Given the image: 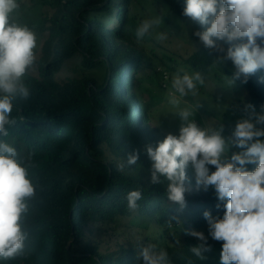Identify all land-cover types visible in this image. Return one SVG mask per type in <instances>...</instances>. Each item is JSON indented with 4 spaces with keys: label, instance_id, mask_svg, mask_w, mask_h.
<instances>
[{
    "label": "trees",
    "instance_id": "1",
    "mask_svg": "<svg viewBox=\"0 0 264 264\" xmlns=\"http://www.w3.org/2000/svg\"><path fill=\"white\" fill-rule=\"evenodd\" d=\"M31 1V6L47 5L50 13L41 16L36 27L41 45L34 49V65L22 77L29 96L13 99L10 119L15 123L6 125L8 135H0V141L16 149L18 161L26 162L32 154L34 167L28 169L27 178L35 195L26 199L28 210L20 220L26 233L24 249L15 257L0 259V264H141L139 252L150 244L166 250L170 264H200L190 248L201 242L188 232L208 226L205 211L223 218L226 201L218 200L212 186L209 191L197 188L188 169L185 184L191 186L185 185L189 191L183 208L167 199L169 182L164 177L161 183H151L146 146H155L164 137L135 92V74L144 64L133 41L130 0ZM162 2L178 17L190 20L193 33L210 26L182 15L185 0ZM217 43L225 50L230 46ZM200 44L187 61L215 64L220 54ZM76 55L81 59L80 75L59 80L63 64ZM219 64L232 80L233 63ZM156 74L166 89L170 71L163 68ZM261 77L264 70L250 75L247 83L243 77L235 79L247 92L248 104L260 109L264 105ZM134 151L139 159L128 166L127 156ZM122 162L125 167L120 171ZM256 166L245 167L252 171ZM132 190L142 193L136 211L127 208L126 195ZM94 224L96 229L113 230L115 237L123 229L125 241L100 250L97 243L87 241ZM150 225L180 243H156Z\"/></svg>",
    "mask_w": 264,
    "mask_h": 264
},
{
    "label": "clouds",
    "instance_id": "2",
    "mask_svg": "<svg viewBox=\"0 0 264 264\" xmlns=\"http://www.w3.org/2000/svg\"><path fill=\"white\" fill-rule=\"evenodd\" d=\"M19 8L17 0H0V135L7 136L6 125L15 123L10 119L12 101L18 95L27 98L29 89L22 81L26 71L36 60V34L26 25L17 22L15 14ZM182 15L210 25L193 35L209 49L219 55L216 62L231 61L235 71L232 82L243 77L247 83L250 75L264 70V0H185ZM211 17V19H210ZM161 17L145 20L136 30V38L142 39L159 25ZM167 37L161 33L158 40ZM213 38H216L215 40ZM246 38V42H245ZM260 38V43L257 42ZM217 41H225V48ZM236 41H241L236 43ZM264 83V77H261ZM204 79L199 72L176 74L172 87L180 96L189 92L196 94L197 85ZM169 103L178 105L172 95ZM248 116L237 121L232 137L222 136V127L217 130L202 129L190 108H182L176 114L181 121L179 135L167 134L155 147L146 146L151 160V183H161L164 177L167 199L186 206V169L191 164L195 172L197 188L205 191L214 187L219 201L225 202L223 218H213L208 211L204 217L208 222V234L215 241H223L220 264H264V105L257 113L253 105ZM243 151L233 153L228 159L229 146ZM17 151L8 143L0 141V259H9L20 253L25 246L26 233L22 231L21 216L28 210L26 199L35 195V188L28 177V169L34 167L31 153L27 161L17 160ZM139 152L127 156L128 166L136 165ZM256 164L254 170L245 167ZM209 165L215 166L210 173ZM125 163L118 165L122 171ZM142 199L140 190L126 195L127 208L136 211ZM220 205L218 204L217 207ZM179 222V221H177ZM171 225V222H169ZM201 243L190 248L198 258L210 251L208 237L201 231L188 232ZM180 243V241H177ZM141 264H170L168 252L157 250L155 245L142 247L139 252ZM191 264V262H190Z\"/></svg>",
    "mask_w": 264,
    "mask_h": 264
},
{
    "label": "rangeland",
    "instance_id": "3",
    "mask_svg": "<svg viewBox=\"0 0 264 264\" xmlns=\"http://www.w3.org/2000/svg\"><path fill=\"white\" fill-rule=\"evenodd\" d=\"M17 3L19 4L15 14L17 22L26 25L36 34V48L39 49L41 37L36 27L41 22V16L50 13L49 8L42 3L31 6V0H17ZM156 17L162 18L161 23L155 25L148 34L138 40L135 35L137 28L143 21ZM129 19L134 32L133 41L143 54L144 64V68L135 74V92L142 105L149 108L152 123L158 128L160 137L165 138L169 133L179 135L181 121L176 114L182 108H190L193 111L194 115L190 117V120H195L202 129L215 128L219 130L222 127V136L226 139L232 137L237 121L246 118L251 111L246 108L249 105L247 92L237 82L233 83L226 74L221 72L222 67L219 62L210 65L207 63L193 65L187 61L191 54L201 48L200 42L193 35L191 21L175 15L164 5L162 0H130ZM161 33L166 35L165 40L157 39ZM80 62L81 59L77 55L67 60L57 74L58 79L78 77ZM207 66H209L208 70ZM172 67L178 70H172ZM163 68L170 71L166 89L161 88V76L156 74ZM196 72L202 75L204 84L197 85L195 95L189 92L187 96L182 97L175 92L172 80L176 74L192 76ZM172 95H175L179 100L178 105L169 103ZM255 111L260 113L261 109L256 107ZM260 139L264 140L263 137ZM162 140L163 138L157 143ZM243 150L230 145L226 157L230 159L233 153ZM208 167L210 173L213 172L215 166L209 165ZM187 169L195 176L191 164ZM185 185L191 186V183ZM212 190L216 195L215 189ZM95 227L96 224L92 225V231L87 241L97 243L102 251L113 249L116 243L125 241L123 229L119 231L121 232L120 236L115 237L112 233L113 230H105L102 227L96 229ZM198 231L203 232L208 237L207 242L210 243V251L202 254L205 259H201L200 264H220L223 241L213 240L208 234V226ZM149 233L154 237L155 242L162 246L166 244L176 246L177 244L169 233L161 236V230L155 225H150Z\"/></svg>",
    "mask_w": 264,
    "mask_h": 264
}]
</instances>
